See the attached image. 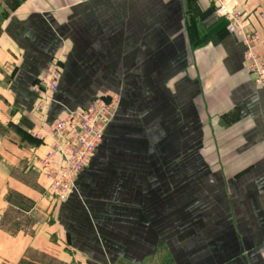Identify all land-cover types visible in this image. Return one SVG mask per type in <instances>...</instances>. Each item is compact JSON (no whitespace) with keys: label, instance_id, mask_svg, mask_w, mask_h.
<instances>
[{"label":"crops","instance_id":"0c3cea01","mask_svg":"<svg viewBox=\"0 0 264 264\" xmlns=\"http://www.w3.org/2000/svg\"><path fill=\"white\" fill-rule=\"evenodd\" d=\"M233 1L263 35L264 0ZM4 23L13 70L0 107L11 123L35 135L32 88L55 64L62 75L42 126L107 92L121 103L71 197L29 234L1 222L46 208L34 162L47 145L31 147L21 168L0 140L1 256L264 264V87L210 0H22Z\"/></svg>","mask_w":264,"mask_h":264},{"label":"built area","instance_id":"2783aa9c","mask_svg":"<svg viewBox=\"0 0 264 264\" xmlns=\"http://www.w3.org/2000/svg\"><path fill=\"white\" fill-rule=\"evenodd\" d=\"M210 3L215 14L226 19L228 33L240 37L245 45V67L252 81L264 87V30L262 35L233 0H210ZM61 75L62 68L55 64L40 84L32 88L38 93L39 110L51 104V95L57 91ZM120 103V95L107 92L86 107L56 119L47 128H37L38 139L47 145L37 167L47 180V190L52 196L63 201L71 197L79 176L89 167L106 130L116 118Z\"/></svg>","mask_w":264,"mask_h":264},{"label":"rangeland","instance_id":"374dc122","mask_svg":"<svg viewBox=\"0 0 264 264\" xmlns=\"http://www.w3.org/2000/svg\"><path fill=\"white\" fill-rule=\"evenodd\" d=\"M22 0H0V93L6 91L7 84L9 83L11 79V74L13 67L10 66L8 69L7 62H6V50H7V44L4 39V22L7 19V17L12 13V10L21 2ZM257 2L255 1V5ZM196 24L193 16L190 19V25L188 24L189 28H198L194 27ZM206 39L203 37L198 42V44L202 43ZM4 100L2 96H0V100ZM6 103V102H5ZM50 106V105H49ZM49 106L47 105L46 108L43 109V111L39 110L38 107V113L36 116V127L41 129V122L45 120V117L47 116V112L49 109ZM10 108L7 104L0 107V140H1V146H8L11 147L12 150L10 152H7L10 154V160L12 162H15L18 164L17 166L23 167V163H29L30 159H32L31 156H29V149L35 145H40L42 143L41 140L38 139L36 133L35 135H29L26 131L22 130L17 125H14L11 123L10 116ZM44 129L46 128L43 126ZM37 132V130H36ZM40 141V143H39ZM50 141V140H49ZM13 150H15L16 153H13ZM28 156V157H27ZM0 159H2V156L0 155ZM21 160V163L19 161ZM34 162L35 168L38 169V163L39 158L35 159ZM28 166V165H27ZM24 167L25 164H24ZM21 170L20 168L16 169ZM15 175V174H14ZM31 179L36 181L33 177ZM39 179V175H38ZM32 182V183H33ZM42 183V182H41ZM38 183L40 188L42 189V199L43 203L45 204L43 206H46L45 209L40 207L37 211L33 212L32 214L25 215L24 213H18V212H10L8 215H6L1 222L2 228L6 231H10L14 235H17L18 229H21L23 231L32 232V227L34 226V223H37L38 221H41L43 218L47 217L48 213L51 212L49 215V218L53 219L55 207L58 206V204L64 202L63 200H59L52 196L48 192V183L46 184V188L44 189L42 184ZM26 206H29L28 203L25 202ZM32 226V227H31ZM1 252V251H0ZM3 252V251H2ZM54 252V251H51ZM0 264H61V262L58 261V259L52 255V253L44 254L39 251L31 250L27 252V255L19 262H10L7 260L5 256L0 255Z\"/></svg>","mask_w":264,"mask_h":264},{"label":"trees","instance_id":"16d2710c","mask_svg":"<svg viewBox=\"0 0 264 264\" xmlns=\"http://www.w3.org/2000/svg\"><path fill=\"white\" fill-rule=\"evenodd\" d=\"M191 29H192V28L190 27V32H191ZM39 143H40V141H39Z\"/></svg>","mask_w":264,"mask_h":264}]
</instances>
